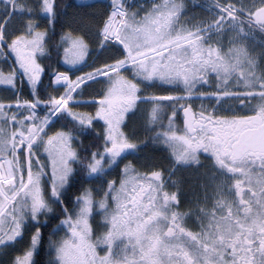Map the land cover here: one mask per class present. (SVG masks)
<instances>
[{"label": "snow or ice", "instance_id": "snow-or-ice-1", "mask_svg": "<svg viewBox=\"0 0 264 264\" xmlns=\"http://www.w3.org/2000/svg\"><path fill=\"white\" fill-rule=\"evenodd\" d=\"M74 6L49 70L56 0L0 2V264H264V0Z\"/></svg>", "mask_w": 264, "mask_h": 264}, {"label": "flooded vegetation", "instance_id": "flooded-vegetation-1", "mask_svg": "<svg viewBox=\"0 0 264 264\" xmlns=\"http://www.w3.org/2000/svg\"><path fill=\"white\" fill-rule=\"evenodd\" d=\"M2 2V0H0ZM143 0H128L129 6L131 7H136L140 3H142ZM148 0H144V3H147ZM207 2V0H188L189 4H194V5H200ZM57 3V12L56 14L51 18V22L48 21V18H44L43 21L41 22L40 27H46L49 31V50L47 53L44 54L43 59L45 63L48 64L49 70H51L52 67L56 68H62L60 70H64L66 67L63 66V60L60 59V56L62 57L63 52H62V44L58 43L59 38L63 32V30L67 27H69V23L66 20V16L68 12H78V9L74 6L75 4L81 3L79 0H72L69 3H63V0H56ZM71 8L72 10H69ZM69 11H68V10ZM192 10H198L197 8H194ZM43 15V13L41 14ZM38 20L40 19L39 17L37 18ZM74 29L76 28L75 25H73ZM264 39V38H262ZM257 46H259V40H257ZM83 70V69H82ZM3 85H0V92H2L3 95H12L14 94L13 92H10L6 89H3ZM21 94H28L30 93L31 89L26 88V83H21L18 85V89ZM146 95V93H145ZM150 120V116L148 113H144L142 117V123L147 122ZM156 123H159V121H156ZM167 121L165 120V124ZM182 123V121L178 122ZM129 131H133V135L141 134V138H143V133H140L139 128L133 129L132 126L130 125ZM164 146L159 145V146H153L152 151L155 153L156 156H158V159L156 161L157 167L155 169H148V171L151 170H161L160 167L163 168L165 172H169V165L171 164V159L169 156L166 155V153L163 151ZM126 159H131V157H126ZM122 166L120 168H123L124 161H121ZM140 171H145V169H140ZM172 176L177 177V179L180 182V199H181V206L179 208V211L181 212H187L189 209V205L187 204L188 202V195L193 191L198 192L200 190L199 186V181L200 179L205 178L204 173H202L199 169L197 168H184L177 166L175 167L174 170L171 171L170 173ZM108 179H111V176L107 177ZM168 187L172 188L175 187L173 182L169 180L168 182ZM57 220L60 219L59 217L56 218ZM94 221H97L98 216L95 215L94 217H91ZM53 224L56 223V220L52 221ZM195 225V215L193 216H188L186 221H185V227L191 228L193 231L198 230L197 228H193ZM51 227V225H49ZM61 233H58V235H61ZM47 235V233H46ZM9 251H12L11 246H9ZM0 260H2V257H0Z\"/></svg>", "mask_w": 264, "mask_h": 264}, {"label": "trees", "instance_id": "trees-1", "mask_svg": "<svg viewBox=\"0 0 264 264\" xmlns=\"http://www.w3.org/2000/svg\"><path fill=\"white\" fill-rule=\"evenodd\" d=\"M72 0H63V3H69V2H71ZM80 1V0H79ZM69 9V8H68ZM67 9V10H68ZM69 10H72L71 8L69 9ZM68 10V11H69ZM66 20H67V22L68 23H72V25H75L76 26V28H80L81 27V24H80V22H79V14H78V12L76 11L75 13L74 12H68V14H67V16H66ZM87 31V30H86ZM82 34H85V38L86 39H88L89 38V36L86 34V33H82ZM90 56H92L91 54L89 55V57ZM90 61V59H88V62ZM93 63V62H92ZM88 92L90 93V94H93V93H95L96 92V88L95 87H93V86H91V85H89L88 86ZM120 166H122V163L120 162ZM89 184V181H85V185L87 186ZM101 195H102V193H101ZM96 199L97 200H99V196H97L96 197ZM99 208V205L97 204V206H96V208L94 209V211L96 210V209H98Z\"/></svg>", "mask_w": 264, "mask_h": 264}, {"label": "rangeland", "instance_id": "rangeland-1", "mask_svg": "<svg viewBox=\"0 0 264 264\" xmlns=\"http://www.w3.org/2000/svg\"><path fill=\"white\" fill-rule=\"evenodd\" d=\"M63 66H65L67 68H71L73 65L64 64ZM97 211H98V219H97V221L100 220V222L102 223L103 222L104 213L100 211V208H98ZM91 220H93V219H91ZM91 220H90V222H91ZM100 231H103V229H100Z\"/></svg>", "mask_w": 264, "mask_h": 264}]
</instances>
